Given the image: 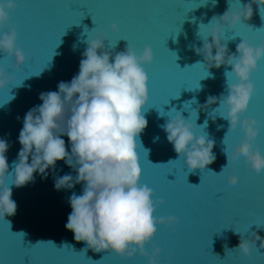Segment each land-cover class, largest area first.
Segmentation results:
<instances>
[{"label":"water","instance_id":"1","mask_svg":"<svg viewBox=\"0 0 264 264\" xmlns=\"http://www.w3.org/2000/svg\"><path fill=\"white\" fill-rule=\"evenodd\" d=\"M251 2L16 0L18 7L10 12L11 19L3 31H8L10 26L17 28V43L28 59L19 70L8 67L15 79L0 89V138L11 145L6 153L10 171L14 170L13 162L22 148L19 134L23 118L30 109L43 103L39 98L41 92L58 91L59 82H70L79 73L87 39L101 31L107 32L113 45L118 42L112 50L113 57L116 52L125 51L128 43L137 51L151 45L154 62L144 65L150 77V99L144 110L148 126L140 136L141 183L154 190V200L165 201L158 206L156 216L178 217L174 225H158L153 240L162 249L158 264L170 261L264 264L260 241L256 242L257 248L253 246L251 254L238 248L240 234L248 237L251 232H258L264 238V172L257 173L243 156L235 161L231 159V146L240 142L245 133L239 124L230 129L226 106H220L217 101L206 110L200 109L197 116L194 111L199 105H205L209 96L228 94L225 74L232 66L207 69L203 55H198L193 46L203 47V39L218 23L213 20L208 24L213 17L222 16L230 8L241 9ZM252 7L249 20L234 29L224 26L222 39L228 44L229 54L236 52L243 39L254 43L264 38L261 17L264 7L255 3ZM113 22L118 24V32L111 29ZM5 55L0 53V64H15L14 56L5 61ZM258 65V69L252 70L255 91L242 115L255 116L262 122L255 145L264 152V57L258 58ZM234 80L233 76L228 82ZM175 109L198 126L207 121V127H199L196 132L207 134L215 142L216 159L204 170L191 171L186 157H180L167 139L162 126L176 114ZM61 138L70 152L68 136ZM225 165V171L217 174ZM229 172L239 176L237 184L228 182ZM65 174L77 175L64 160H59L55 169L48 170L47 178L37 172L34 181L25 186L16 187L14 175H9L7 183L12 188L17 211L6 216V220L0 218V261L32 264V259L38 264H89L88 258L92 260L90 264H148V258L139 254L124 258L113 251L96 252L86 242L75 240L74 232L66 228L72 212L69 200L73 192L81 195L84 185L57 190L54 180ZM18 232H24V237ZM38 241H53L55 245ZM146 247L151 253L152 245Z\"/></svg>","mask_w":264,"mask_h":264},{"label":"clouds","instance_id":"2","mask_svg":"<svg viewBox=\"0 0 264 264\" xmlns=\"http://www.w3.org/2000/svg\"><path fill=\"white\" fill-rule=\"evenodd\" d=\"M253 3L264 7V0H252L241 9L230 8L222 16L213 17L208 24L213 20L218 23L203 39V47L193 46L198 55H203L207 69L225 64L232 66L225 74L228 94L209 96L207 103L194 111L197 116L200 109L206 110L217 101L220 106H226L230 129L239 124L245 133L240 142L231 146V159L235 161L243 156L250 167L260 173L264 172V152L255 145V140L262 122L242 113L255 91L252 70L259 66L258 58L264 57V38L254 43L243 39L232 54L222 39L225 25L234 29L252 17ZM17 7L16 0H0V53L15 57V70H19L28 57L17 43V28L3 29L11 19L10 12ZM110 27L119 31L115 22ZM86 43L88 47L82 54L79 73L70 82H59L58 91L41 92L39 98L43 103L30 109L23 118L19 134L22 148L17 161L13 162V171H10L6 155L11 145L0 138V218L15 215L17 211L12 188L7 183L9 175H14L16 187L25 186L34 181L37 172L47 178L48 170L55 169L57 161L64 160L77 175L56 177L55 188L72 189L76 184L84 185L83 193L73 192L69 200L72 212L66 228L74 232L75 240L86 242L87 247L96 252L113 251L124 258L139 254L148 258V264H158L162 249L153 243L158 225H174L178 217L156 216L158 206L165 201L154 200V190L141 183L139 149L143 144L140 136L148 126L144 110L150 99V77L144 65L154 62V49L145 45L143 50L137 51L128 43L125 51L116 52L113 57L112 50L118 42L113 45L104 31L87 39ZM8 67L0 64V89L15 79ZM233 76L235 80L228 82ZM175 112L162 126L168 141L180 157H186L191 171L206 169L216 159L215 142L207 134L197 135L196 129L206 128L207 121L198 126L181 111L175 109ZM63 135L69 138L70 152L61 138ZM225 152L229 163L227 150ZM227 165L217 174H222ZM227 180L235 185L239 176L229 172ZM7 222L10 225V221ZM18 234L25 235L24 232ZM257 241H260L259 247L264 248V238L258 232H251L248 237L240 234L238 248L251 254ZM37 243L55 245L53 241ZM149 244L152 245L151 253L146 247Z\"/></svg>","mask_w":264,"mask_h":264},{"label":"snow or ice","instance_id":"3","mask_svg":"<svg viewBox=\"0 0 264 264\" xmlns=\"http://www.w3.org/2000/svg\"><path fill=\"white\" fill-rule=\"evenodd\" d=\"M260 12H261V9H260ZM262 18H264V16H261ZM249 28H252V27H250L248 24H246ZM253 29V28H252ZM8 56H7V54L4 56V60L5 61H7L8 60ZM14 65L15 64H8V66L9 67H11L14 71H15V67H14ZM259 68V66L257 67V69ZM87 260L89 261V264H90V262L92 261V260H90V259H88L87 258ZM31 262H32V264H38V262H35V261H33L32 259H31ZM0 264H5V262H3V261H0ZM23 264H24V261H23ZM169 264H176V262H174V261H170L169 262Z\"/></svg>","mask_w":264,"mask_h":264}]
</instances>
